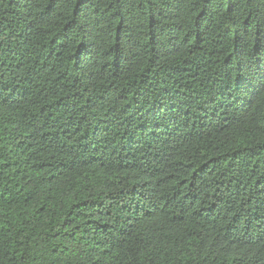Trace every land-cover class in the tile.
I'll use <instances>...</instances> for the list:
<instances>
[{
	"label": "trees",
	"instance_id": "1",
	"mask_svg": "<svg viewBox=\"0 0 264 264\" xmlns=\"http://www.w3.org/2000/svg\"><path fill=\"white\" fill-rule=\"evenodd\" d=\"M0 264H264V0H0Z\"/></svg>",
	"mask_w": 264,
	"mask_h": 264
}]
</instances>
